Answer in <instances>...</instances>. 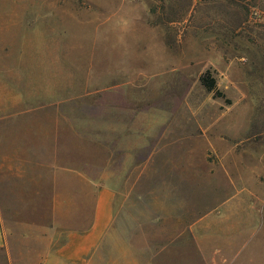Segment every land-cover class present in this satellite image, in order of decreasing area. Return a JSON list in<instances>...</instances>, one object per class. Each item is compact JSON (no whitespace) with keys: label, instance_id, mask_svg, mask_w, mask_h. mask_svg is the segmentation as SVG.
<instances>
[{"label":"rangeland","instance_id":"rangeland-1","mask_svg":"<svg viewBox=\"0 0 264 264\" xmlns=\"http://www.w3.org/2000/svg\"><path fill=\"white\" fill-rule=\"evenodd\" d=\"M16 108L0 264H40L54 196L80 188L60 220L85 223L103 185L145 264H264V0H0Z\"/></svg>","mask_w":264,"mask_h":264},{"label":"crops","instance_id":"crops-1","mask_svg":"<svg viewBox=\"0 0 264 264\" xmlns=\"http://www.w3.org/2000/svg\"><path fill=\"white\" fill-rule=\"evenodd\" d=\"M0 113H3L1 109ZM17 114V108L0 114V162L20 160L18 156L6 153L9 150L1 149L3 141L10 137V132L14 129L17 133L19 130ZM24 174L27 173L19 172L20 176ZM79 189L77 187L68 189L59 192V196H54L52 205L56 219L52 225L48 226V236L40 255V264H99L101 250L105 243L107 245L109 243L111 251L108 264H145V260L143 263L145 254L132 247L131 229L127 230V226H131L127 208L129 199L124 198L121 205L120 191L117 188L103 185L88 190V193L92 195L89 221L84 223L79 218L74 222L72 220L66 223L60 220L67 210L71 212L72 209H79L76 198L77 194L82 193ZM1 194L0 188V248H9L8 230L1 212L3 208ZM127 213L128 218H126ZM78 217H81V213ZM53 232L55 235L52 236ZM57 233L61 234L58 240Z\"/></svg>","mask_w":264,"mask_h":264},{"label":"trees","instance_id":"trees-1","mask_svg":"<svg viewBox=\"0 0 264 264\" xmlns=\"http://www.w3.org/2000/svg\"><path fill=\"white\" fill-rule=\"evenodd\" d=\"M202 81L209 90L211 91L217 90L216 80L212 76H210L209 73L203 75Z\"/></svg>","mask_w":264,"mask_h":264}]
</instances>
